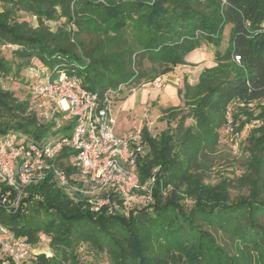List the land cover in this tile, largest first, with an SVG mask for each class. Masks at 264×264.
Returning <instances> with one entry per match:
<instances>
[{
  "label": "trees",
  "instance_id": "1",
  "mask_svg": "<svg viewBox=\"0 0 264 264\" xmlns=\"http://www.w3.org/2000/svg\"><path fill=\"white\" fill-rule=\"evenodd\" d=\"M52 21L61 24L52 30ZM204 45L214 48V65L194 85L184 77L183 106L163 110L164 130L154 136L146 124L141 129L147 152L137 168L142 183L153 178L148 206L125 211L110 192L109 205L92 212L50 173L23 189L15 211L0 203V222L15 236L33 245L49 239L51 255L31 264H84L85 250L110 264H264V0H0V48L14 47L15 59L0 55V77L37 64L75 76L102 98L187 65L185 57ZM20 80L28 85L23 99L0 88V136L42 142L69 135L72 122L56 127L60 114L47 121L31 109L34 82ZM253 121L245 172L205 182L219 130L241 131ZM68 155L63 150L56 164L70 175ZM231 189L241 192L231 196ZM6 191L0 181V199Z\"/></svg>",
  "mask_w": 264,
  "mask_h": 264
},
{
  "label": "built area",
  "instance_id": "2",
  "mask_svg": "<svg viewBox=\"0 0 264 264\" xmlns=\"http://www.w3.org/2000/svg\"><path fill=\"white\" fill-rule=\"evenodd\" d=\"M27 75L37 80L30 88L35 95L33 110L47 121L60 114L72 122V130L69 135L42 142L14 134L0 136V181L7 187L0 203L5 211H15L23 189L38 183L47 173L73 201L84 200L92 212L109 205L110 192L116 194L126 211L131 203H151L153 178L142 183L137 168V159L147 152L141 131L119 137L113 130V100L126 85L108 90L99 98L84 89L75 76L42 66L29 67ZM151 84L158 90L164 86L160 77ZM39 98L49 100V105L41 106ZM65 149L69 154L65 167L74 168V174L68 175L56 164ZM48 241L44 237L33 245L0 222V264H31L38 254L50 256Z\"/></svg>",
  "mask_w": 264,
  "mask_h": 264
},
{
  "label": "rangeland",
  "instance_id": "3",
  "mask_svg": "<svg viewBox=\"0 0 264 264\" xmlns=\"http://www.w3.org/2000/svg\"><path fill=\"white\" fill-rule=\"evenodd\" d=\"M22 19L35 24L34 19L31 17L24 16ZM47 24L50 29L54 30L61 24V21H52L48 22ZM229 28L230 26H226L223 31L222 43L220 46L221 50H223L227 45ZM12 50H14V47L2 46L0 48V55L11 63H15V59L12 56ZM197 51V56L203 59L200 61L194 60V62L190 64V68L185 67L183 68V71H179L181 69H178L177 71L178 73H184L187 75L186 78H188V82L191 85L195 83V77L201 68L214 65V48L211 45H204ZM32 66L37 67L38 65L34 64ZM28 69L29 67L22 70L17 77H0V88L12 91L17 98L23 99L27 94L28 85L20 80L21 77H23L24 81L26 82L35 81L34 78L27 75ZM35 82L37 83V80ZM174 83L175 86H177V81ZM178 84V88L181 89L183 86L182 83L178 82ZM164 87L165 84L161 89L158 90L152 86L151 82L143 83V81L140 83H130L127 85L115 97V100H113L112 114L115 119L113 126L114 133L119 137H126L129 133L135 132L137 130L141 131L144 124H146L149 132L154 136L158 135L162 130H164L167 127V124L165 121H160L159 119L164 108L167 106H183V101L181 95L179 94H177V97H174L172 101H165L162 97L164 94ZM144 96L148 97L142 101ZM151 97L155 98L153 104H150L152 100ZM33 98L34 96L32 95L30 98L31 106L34 104ZM39 99L40 100H38V103L41 106L44 107L49 105V100L45 98ZM31 109L33 108L31 107ZM254 113L256 114L257 111H254ZM230 116L231 110L227 115L228 122L231 121ZM65 121L66 120L64 118L56 120V125H61ZM190 123H192L190 119L186 121V124ZM252 124H258V121H253L251 124H246L241 131L237 130L238 127L233 128L230 125H227L219 130L218 146L214 152L208 154L207 158H205L207 167L209 168L206 170L205 182L214 184L222 178H236L245 172L246 161L248 159L247 137L251 127L253 126ZM230 192L231 196H235L241 191L237 189H231ZM185 204L188 208L192 206V202L189 200L185 201ZM148 205H145L142 202L137 204L131 203L126 208L140 209ZM122 207L123 210H125L123 205ZM83 257L84 264H110L106 256L94 254L90 250H88V252L86 250L85 252L83 251Z\"/></svg>",
  "mask_w": 264,
  "mask_h": 264
},
{
  "label": "crops",
  "instance_id": "4",
  "mask_svg": "<svg viewBox=\"0 0 264 264\" xmlns=\"http://www.w3.org/2000/svg\"><path fill=\"white\" fill-rule=\"evenodd\" d=\"M196 53H198L197 50L193 51L192 53L188 54L185 57V61H186L187 65H178V66L174 67V69L171 72H169V73H167V74H165V75H163V76L160 77L161 80L163 81V83L165 84V87L163 89V93L164 94L162 95V97H163V99L165 101H170V100L172 101V99L174 97H177L178 90H179V88H178L179 87L178 82H181L182 85H183V79H184L185 76H187L184 73H178L177 72L178 69H181L179 71H183L184 70L183 68H185V67H189L190 68L191 67L190 64L193 63L194 60L200 61L201 59H203V58L198 57ZM209 67H212V66H205V67H203V68H201L199 70L198 74L195 77V83L197 82V78H198V75L201 72V70L204 69V68H209ZM174 80L177 81V86H175V83H174L175 81ZM187 80H188V78H187ZM130 97H132V96H130ZM147 97L148 96H144V98L142 99V101L145 100V98H147ZM152 97H151L152 100H151V103L150 104H153L154 101H155V98H152ZM168 107H171V106H167L164 109H166Z\"/></svg>",
  "mask_w": 264,
  "mask_h": 264
}]
</instances>
